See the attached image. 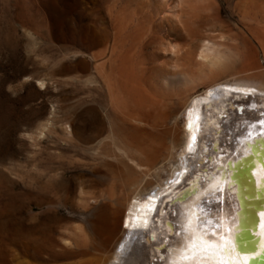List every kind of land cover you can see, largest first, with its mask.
Listing matches in <instances>:
<instances>
[{
	"label": "rangeland",
	"instance_id": "374dc122",
	"mask_svg": "<svg viewBox=\"0 0 264 264\" xmlns=\"http://www.w3.org/2000/svg\"><path fill=\"white\" fill-rule=\"evenodd\" d=\"M263 3L167 2L156 14L152 0H0V264L74 262L60 237L90 182L122 205L139 178L158 188L171 165L143 175L133 161L166 154L174 128L158 116L179 102L145 105L153 77L172 62L204 93L196 48L208 40L236 57L217 78L264 80Z\"/></svg>",
	"mask_w": 264,
	"mask_h": 264
},
{
	"label": "bare ground",
	"instance_id": "6f19581e",
	"mask_svg": "<svg viewBox=\"0 0 264 264\" xmlns=\"http://www.w3.org/2000/svg\"><path fill=\"white\" fill-rule=\"evenodd\" d=\"M152 1L158 14L167 2L179 7L189 0ZM175 55L172 51L171 57L177 59ZM196 55L198 64L209 71L204 93L195 89L194 80L199 75L192 78L190 72L178 70L171 62L166 71L154 73L153 96H146L145 105L150 103L155 111L163 99L167 104L179 102L175 112L158 116L159 120H169L174 128L169 150L152 164L142 165L129 157L143 175H157L159 165L170 164L167 176L156 189H147L154 184L151 182L138 188L139 178L124 205V201L120 203L103 193L95 194L93 182L80 190V198L72 209L80 219L69 218L60 237L61 255L76 258L70 264H97L102 255L99 264L264 263V142H260L264 136V80L217 78L223 67L236 58L220 42L201 40ZM203 74L204 71L202 78ZM204 200L218 202V207L213 205L215 213L203 205ZM238 228L242 234L237 237ZM212 231L218 233V239L209 241L206 233ZM82 237L83 243L88 238L91 246L78 245ZM162 244L165 247L159 249ZM6 256L0 248V262L7 260Z\"/></svg>",
	"mask_w": 264,
	"mask_h": 264
},
{
	"label": "snow or ice",
	"instance_id": "6c2138e0",
	"mask_svg": "<svg viewBox=\"0 0 264 264\" xmlns=\"http://www.w3.org/2000/svg\"><path fill=\"white\" fill-rule=\"evenodd\" d=\"M194 139H195V138H194ZM260 142H264V136H262V137L260 138ZM225 175H227V173H225ZM214 204H216L217 207H218V202H213V201H209V200H204V201H203V205H204L206 208H208V210H209L210 212H213V213L216 212V208L213 207ZM159 212H160V210H159V208H157V209L155 210V215L158 216V215H159ZM210 222H211V221L209 220L207 223H210ZM248 231L251 232V229H249ZM241 234H242V229H239V228H238L237 231H236V236L238 237V236H240ZM206 235H207V238H208L209 241H214V240L218 239V233L215 232V231H212V232H210V233H206ZM228 251H229V253H230V252L232 251V249H229ZM237 251H238V248H237Z\"/></svg>",
	"mask_w": 264,
	"mask_h": 264
},
{
	"label": "water",
	"instance_id": "95a60500",
	"mask_svg": "<svg viewBox=\"0 0 264 264\" xmlns=\"http://www.w3.org/2000/svg\"><path fill=\"white\" fill-rule=\"evenodd\" d=\"M236 109H237L238 111H240V110H241V108H239V105H237V106H236ZM172 199H174V198H172ZM172 199H171V200H172ZM159 247H160L159 249H163V248L165 247V245H164V244H162V245H160ZM259 264H264V263H263V262H261V263H259Z\"/></svg>",
	"mask_w": 264,
	"mask_h": 264
}]
</instances>
